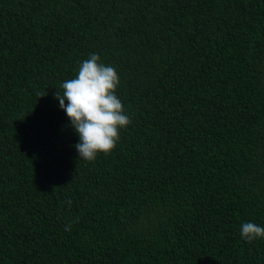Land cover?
Returning a JSON list of instances; mask_svg holds the SVG:
<instances>
[{
	"label": "trees",
	"instance_id": "16d2710c",
	"mask_svg": "<svg viewBox=\"0 0 264 264\" xmlns=\"http://www.w3.org/2000/svg\"><path fill=\"white\" fill-rule=\"evenodd\" d=\"M92 53L131 124L89 162L55 97ZM246 222L264 227V0H0V264H264Z\"/></svg>",
	"mask_w": 264,
	"mask_h": 264
},
{
	"label": "clouds",
	"instance_id": "9594fccd",
	"mask_svg": "<svg viewBox=\"0 0 264 264\" xmlns=\"http://www.w3.org/2000/svg\"><path fill=\"white\" fill-rule=\"evenodd\" d=\"M120 83L118 72L105 65L98 54L92 53L80 64L75 78L62 83L63 92L56 94L60 108L79 136L80 142L74 147L80 159L91 162L100 153H111L120 139L119 130L131 124L116 95ZM67 203L71 206V201ZM71 227V224L66 225L65 230L70 231ZM240 233L249 243L264 239V227L251 222L243 223Z\"/></svg>",
	"mask_w": 264,
	"mask_h": 264
}]
</instances>
